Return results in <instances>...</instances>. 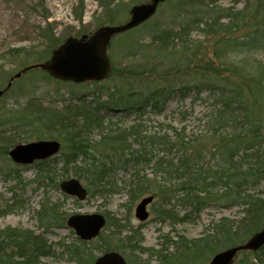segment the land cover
I'll return each mask as SVG.
<instances>
[{"label": "trees", "instance_id": "obj_1", "mask_svg": "<svg viewBox=\"0 0 264 264\" xmlns=\"http://www.w3.org/2000/svg\"><path fill=\"white\" fill-rule=\"evenodd\" d=\"M221 1L164 3L160 8L169 14L168 21L148 28V42L128 40L126 33L117 36L109 48L110 59L118 55L129 65L128 71L135 74L133 88L130 79H125L129 74L120 72L115 77L112 68L107 84L76 85L92 86L93 90L74 95L62 109L31 105L33 112L27 117L39 124L32 129L34 133L40 129L46 136L55 134L64 145L59 158L36 163L40 175L57 190L62 181L72 178L73 170V177L87 187L88 198L124 193L133 203L162 194L167 208L189 210L183 216L171 209L161 213L163 219L176 224L189 222L192 215H200L220 198H225L226 206L243 208L241 218L214 222L202 238H169L167 246L173 251L155 252L157 264L209 260L246 243L264 227L263 193L256 192L264 182V0L216 6ZM61 44H51L50 49ZM10 54L11 62L26 63L37 57L31 48ZM38 54L40 60L46 58V53ZM202 95L209 102L207 139H189L184 131L175 137L147 134L148 114H163L176 98ZM53 161L62 162L63 167L47 169L45 165ZM42 205L37 220L47 234L57 220L64 224L66 219L58 213V202L48 198ZM12 208L0 198V217L11 214ZM105 217L107 226L99 238L84 242L74 236L72 243L64 245L65 254L75 264H93L96 252L117 251L136 264L120 245L105 247L102 243L109 231L117 236L127 233V247L145 254L148 250L141 247V228L132 229L121 225L123 220ZM58 246L30 229L0 230V264H41L42 259L54 256ZM234 264H264V248L240 253Z\"/></svg>", "mask_w": 264, "mask_h": 264}, {"label": "rangeland", "instance_id": "obj_2", "mask_svg": "<svg viewBox=\"0 0 264 264\" xmlns=\"http://www.w3.org/2000/svg\"><path fill=\"white\" fill-rule=\"evenodd\" d=\"M236 1L240 0H222L216 6L233 7ZM147 2L148 0H0V90L5 89L11 78L21 74V77L12 83L10 90L0 97V198L5 204L13 207L11 214L0 217V230L30 229L37 235H44L49 243H54L57 246L59 243H63V246L55 247V254L52 258L42 259L41 264H75L64 251V245L70 244L74 240V235L66 225V220L74 214L92 215L98 213L111 220H123L120 224L128 225L132 229L141 228L144 238L141 247L148 250L149 253L140 255L128 248L127 241L124 239L127 233L117 236L112 235L109 231V236H106L105 239V242L108 243L105 244L102 241V245L105 247L120 245L129 259L136 264H148L149 260H151L149 264H157L159 259L155 252L172 253L173 250L167 246L169 238L176 235L188 239L202 238L214 222L222 218L237 220L243 215L242 207L226 206L225 198H220L215 201V205L205 208L200 215H192L189 222L176 224L172 219H163L164 216H160L161 213L165 209H171L174 213L183 216L189 213V210L185 211L180 206L174 209L172 206L167 208L161 194L149 207V220L140 223L135 218L138 201L130 202L129 197L124 193L106 198H89L85 202H78L73 198L65 199L60 187L59 190L55 189L49 184V181L40 175L36 164L28 167L18 166L9 157V151L17 145L41 139L62 142L55 134L49 137L46 136L45 131L41 132L40 129L37 134L32 131L39 124L32 123V120L27 119L30 111L33 112L30 108L31 105L62 109L74 95L93 90L92 86L59 84L39 68L27 73L24 71L32 66L45 63L52 52L51 44H61L70 37H81L95 31L100 26L124 24L130 19V11L134 6ZM164 10L165 8H160L157 14L145 24L146 27L128 32L124 37L127 36L128 40L141 39L148 42L150 38L148 28L154 23L168 21L169 14L166 15ZM53 40L55 41L53 42ZM29 48L34 49L36 60L26 63L21 60L10 61L12 50H28ZM38 53H46V58L40 60ZM111 63L112 68L116 71L115 77L119 76L120 72L130 75H127L125 79H130L133 88L135 82L131 77H134L135 74L128 71L129 65H126L124 59L115 55ZM127 86L129 87V85ZM205 99L206 95H202L200 98L191 96L185 100L176 98L166 105L163 114H148L145 118L147 134H168L170 137H175L176 133L183 134L184 131L185 136L189 139L201 136L207 139L205 122L210 112L208 110L209 102ZM62 146L64 148V145ZM60 156L59 154L55 159ZM45 167L47 169L56 167L60 170L63 163L53 161L47 163ZM70 168L75 167L70 166ZM72 171L70 170L71 177L74 175ZM146 171L147 173L151 172L150 168ZM58 172L61 173V171ZM256 192L263 193L264 198V182ZM218 196L222 195L218 194ZM48 198L50 202L59 203L58 213L66 220L64 224H61L60 219L57 220L54 224L55 227L46 234L43 229L39 228L37 213L43 208L42 203L45 204ZM95 254L96 258L100 255L97 252ZM211 259H203L195 264H208Z\"/></svg>", "mask_w": 264, "mask_h": 264}, {"label": "water", "instance_id": "obj_3", "mask_svg": "<svg viewBox=\"0 0 264 264\" xmlns=\"http://www.w3.org/2000/svg\"><path fill=\"white\" fill-rule=\"evenodd\" d=\"M174 0H149L145 4L136 5L131 9L130 20L118 26H104L90 36L80 39L68 38L64 44L52 52L51 58L44 64L27 68L24 72L41 68L47 74L63 83L83 84L87 82H102L111 73V62L108 48L114 37L133 30L149 21L157 12L159 6ZM16 75L5 91H0V97L9 90L13 80L20 78ZM60 150L56 141H40L13 148L9 156L19 165H31L36 161L48 159ZM60 189L66 195L77 198L80 202L87 199V189L76 178L65 180ZM154 197L143 198L136 206L135 217L140 222H146L150 213L148 207L153 203ZM67 226L74 230L76 236L82 241H92L99 237L106 226V218L101 214L72 215ZM264 248V228L256 233L246 243L232 247L216 254L209 264H233L241 252H258ZM94 264H130L124 256L117 252L100 255Z\"/></svg>", "mask_w": 264, "mask_h": 264}, {"label": "bare ground", "instance_id": "obj_4", "mask_svg": "<svg viewBox=\"0 0 264 264\" xmlns=\"http://www.w3.org/2000/svg\"><path fill=\"white\" fill-rule=\"evenodd\" d=\"M72 178H74V177H72ZM72 178H70V179H72ZM70 179H68V180H70Z\"/></svg>", "mask_w": 264, "mask_h": 264}]
</instances>
